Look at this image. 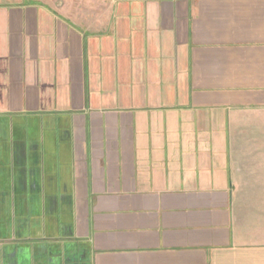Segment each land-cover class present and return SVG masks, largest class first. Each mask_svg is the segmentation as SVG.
I'll use <instances>...</instances> for the list:
<instances>
[{
    "label": "crops",
    "instance_id": "obj_1",
    "mask_svg": "<svg viewBox=\"0 0 264 264\" xmlns=\"http://www.w3.org/2000/svg\"><path fill=\"white\" fill-rule=\"evenodd\" d=\"M0 264H264V0H0Z\"/></svg>",
    "mask_w": 264,
    "mask_h": 264
}]
</instances>
